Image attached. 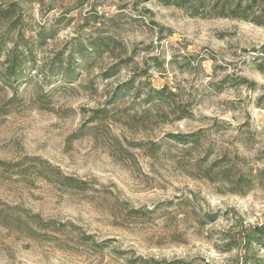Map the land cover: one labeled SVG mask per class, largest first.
Here are the masks:
<instances>
[{"label": "rangeland", "instance_id": "rangeland-1", "mask_svg": "<svg viewBox=\"0 0 264 264\" xmlns=\"http://www.w3.org/2000/svg\"><path fill=\"white\" fill-rule=\"evenodd\" d=\"M181 2L0 0V43L14 22L35 58L0 81V264H240L243 234L264 227V24ZM98 38L71 83L40 73ZM163 86L186 112L149 102Z\"/></svg>", "mask_w": 264, "mask_h": 264}, {"label": "trees", "instance_id": "trees-1", "mask_svg": "<svg viewBox=\"0 0 264 264\" xmlns=\"http://www.w3.org/2000/svg\"><path fill=\"white\" fill-rule=\"evenodd\" d=\"M177 1H182L181 3L177 4L178 6H181V4H188L187 9L189 10L190 14L195 17L199 16V11L200 9L204 8L205 3V0ZM211 1L212 4L208 12L209 17H224L229 19H237L255 25L264 24V0ZM4 17L6 19L9 18V16L6 15ZM14 25V22L7 23L5 37L2 43H0V81H3L4 83H7L9 81H12V83L24 81L25 79H28L30 71H35V69H33L35 67V58L31 50H28V46H25L23 49L19 50L18 46L11 39L12 34L9 33L13 31ZM8 43H12L13 47L10 50H5L4 46ZM102 46H104V43L100 38H98V40H94L91 43H88L87 45L82 43H75L71 47L69 56L67 58L64 59V56L61 53L48 66H45L40 73L45 77H50L51 75H57L55 73H58V71L60 70L62 76L59 78V80L63 83H71L76 79L78 67H81V64L77 65L71 62L72 56L78 58L80 63H83L82 66L85 67L89 64L91 55L93 56L94 53H96V55H99V53L103 51ZM257 67L259 71L264 73V58L261 59ZM103 75L106 74L103 73ZM133 84V81H129L116 87L113 91L114 95L111 99L110 105H114L121 98L122 94L127 93L129 91L132 92L134 89ZM167 90L168 88L166 86H163L162 88L158 89H151L147 94V98L151 99L149 100V102L153 103L154 101H158L166 104L170 108L173 104L170 103L169 96L174 94L172 92H170V94ZM167 92L169 94H167ZM186 111V107L180 109L172 108L170 110L172 114H174L175 112L181 114ZM97 113L99 115L95 117H105L107 111L105 109H102ZM170 139L173 143L181 145H186L187 143H192L193 145H195L199 141V137L196 134H189L187 136L172 135ZM18 166L19 165H17V167ZM52 172L55 173L54 175L55 177H57V179L60 178V172L57 169H53ZM58 180L61 186L82 189L81 185L83 184L77 180H73L69 177H66L63 181L60 179ZM242 242L243 245L240 249H242L243 253L241 255L240 264H264V258L262 259L256 256V253L254 252L255 245H259L264 248V227L250 228L246 233L243 234Z\"/></svg>", "mask_w": 264, "mask_h": 264}]
</instances>
